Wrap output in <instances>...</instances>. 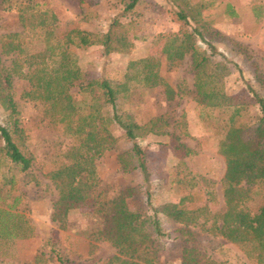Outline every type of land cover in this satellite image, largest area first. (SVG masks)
I'll return each mask as SVG.
<instances>
[{
    "label": "rangeland",
    "instance_id": "obj_1",
    "mask_svg": "<svg viewBox=\"0 0 264 264\" xmlns=\"http://www.w3.org/2000/svg\"><path fill=\"white\" fill-rule=\"evenodd\" d=\"M126 1L8 0L0 8V44L8 40V34H14L12 39L20 49L16 64L23 70L32 68L46 56L44 39L59 45L71 29L99 34L107 30L113 19L117 20L128 37L125 52L103 54L98 44L68 45L80 70V78L68 91L80 102L87 95L78 90L87 81L104 78L111 84L122 82L129 62L143 58L157 71V83L147 87L135 85L131 80L128 90L117 94L116 109L137 124L159 117L153 127L159 133L145 132L136 138L148 153L149 180L143 181L137 169L122 170L116 154L127 149V142L121 129L110 121L107 129L117 141L112 149L94 160L96 185L84 201L69 208L63 220L57 222L50 216L57 194L48 172L60 163L70 139L62 134L59 125L49 120L41 102L20 96L27 89V82L12 75L11 93L21 128L18 146L30 158V165L19 171L0 155V209H9L11 213L0 216V264H59L54 253L74 264H103L114 248L95 240L99 221L92 213L94 197L98 192L111 197L125 187L130 189L124 200L128 211L148 214L149 206L177 202L184 197L182 208L193 210L196 216L198 224L185 226L188 235L168 240L155 264H180L181 248L189 245L196 248L202 259L220 264H251L241 245L232 244L209 229L211 216L221 211L220 178L224 165L216 152V143L224 133L231 107L210 109L197 103L193 86L196 71L191 67L189 52L180 58H168L162 52L171 33L181 27L188 31L193 23L188 20L187 25H181L175 20L176 8L166 0H138L132 8L123 10ZM225 3L236 7L240 14L230 18L224 12ZM20 5L27 6L23 11L26 25L18 20ZM260 6L264 7V0H212L198 12L204 23L199 27L204 40L195 38V43L209 55L205 73L218 74L220 78L214 76L220 79L216 85L225 95L233 96V102H240L251 92L264 99V17L253 18ZM43 10L45 19L38 24L42 17L39 11ZM15 56V52H0V63L7 68ZM102 112L109 116L110 108L106 106ZM2 115L0 108V119ZM258 115L255 104L241 111L242 139L253 136ZM177 143L190 149L189 154L178 155L172 149ZM246 192L245 204L253 210L264 201V180L248 185ZM14 197L15 204L8 208L6 205ZM161 221L164 230H168V239L175 234L171 233L172 227H182L166 218Z\"/></svg>",
    "mask_w": 264,
    "mask_h": 264
},
{
    "label": "trees",
    "instance_id": "obj_2",
    "mask_svg": "<svg viewBox=\"0 0 264 264\" xmlns=\"http://www.w3.org/2000/svg\"><path fill=\"white\" fill-rule=\"evenodd\" d=\"M7 1L0 0V8ZM137 1L127 0L123 3V10H129ZM166 1L176 8L175 20L180 21L181 25H187L190 20L193 27L188 31L181 27L171 33L167 42L163 43L162 52L168 58H180L183 53L189 52L191 67L196 71L193 86L197 103L210 109L231 107L224 133L216 143V152L222 157L224 165L220 178L221 211L211 216L209 229L226 241L241 245L244 248L242 253L251 264H264V201L253 210L245 204L248 199L246 187L264 180V99L251 92L249 96L242 97L240 102H233L234 97L225 95L220 86L216 85L220 83L218 74L213 72L212 75H206L208 73H205L204 68L209 55L196 45L195 38L204 40L200 30L204 23L198 12L200 8L210 5L212 0ZM26 7H17L21 11L18 20L22 25L27 24L23 14ZM224 12L228 16L235 15L228 3L224 4ZM39 14L42 17L37 23L41 24L46 10L39 11ZM13 35L8 34V40L0 44V52H15L16 55L9 67L0 63V108L3 113L0 119V155L19 171L26 170L30 165V158L18 146L21 128L18 127L16 104L11 93V76L16 75L27 82V89L20 96L25 100L41 102L49 120L59 125L62 134L70 139L69 145L61 153L60 163L48 172V179L57 194L52 203L51 219L61 222L68 209L84 201L96 185L94 160L112 149L117 141L107 129L106 125L110 121L121 129L122 137L127 142V149L116 154L122 170L137 169L143 181L149 180L148 153L138 145L136 138L145 132L159 133L153 130L159 117L137 124L127 114L117 112L115 100L119 92L128 90L131 80L135 85H155L158 81L157 71L141 58L129 62L122 82L111 84L104 78L87 81L79 87V93L87 95L80 102H76L68 91L80 78V70L68 45L85 47L98 44L103 54L112 51L123 53L128 46L123 25L113 19L107 30L99 34L71 29L59 45L51 44L46 38V56L32 68L24 70L20 64H16L20 49L16 40L12 39ZM131 37L135 38L134 33ZM206 45L212 50L209 44ZM214 76L219 78L216 80ZM207 77L210 79L206 80ZM251 104L257 106L259 115L253 136L244 140L241 138L244 126L240 120L241 111ZM106 106L110 108L109 116L102 112ZM172 149L180 156L190 152L180 143L172 145ZM129 190L125 187L111 197L98 192L94 197L92 213L99 221V227L94 233L97 235L95 240L107 242L114 248V253L103 264H155L168 240L188 235L190 232L185 226L198 224L194 211L182 208L184 197L177 202L149 206L148 214L128 211L124 200L129 196ZM14 204L15 197L6 206L10 208ZM2 214L11 215L9 209H0V216ZM161 218L182 224V227H172L171 233L175 234L168 239L169 233L164 230ZM180 252V264H199L200 259V264H220L208 258H199L192 245L183 246ZM54 257L59 264H74L57 253H54Z\"/></svg>",
    "mask_w": 264,
    "mask_h": 264
},
{
    "label": "crops",
    "instance_id": "obj_3",
    "mask_svg": "<svg viewBox=\"0 0 264 264\" xmlns=\"http://www.w3.org/2000/svg\"><path fill=\"white\" fill-rule=\"evenodd\" d=\"M230 4L232 5L231 2H230ZM232 9H233L235 15H234V16H229V17H230V18L237 17V15H239L240 12L237 10L236 7H233ZM261 16L264 17V7H263V6H262V7L260 6L259 9H257V11H256V12L254 13V15H253V18H254V17H255V18H259V17H261Z\"/></svg>",
    "mask_w": 264,
    "mask_h": 264
}]
</instances>
